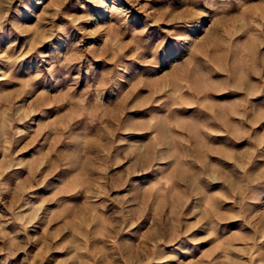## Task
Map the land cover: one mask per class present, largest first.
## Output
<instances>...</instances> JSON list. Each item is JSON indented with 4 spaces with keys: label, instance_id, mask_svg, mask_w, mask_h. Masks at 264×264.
<instances>
[{
    "label": "rangeland",
    "instance_id": "obj_1",
    "mask_svg": "<svg viewBox=\"0 0 264 264\" xmlns=\"http://www.w3.org/2000/svg\"><path fill=\"white\" fill-rule=\"evenodd\" d=\"M0 264H264V0H0Z\"/></svg>",
    "mask_w": 264,
    "mask_h": 264
}]
</instances>
